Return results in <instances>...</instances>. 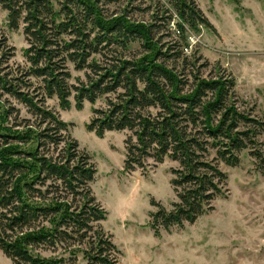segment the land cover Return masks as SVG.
I'll return each instance as SVG.
<instances>
[{
    "label": "trees",
    "instance_id": "trees-1",
    "mask_svg": "<svg viewBox=\"0 0 264 264\" xmlns=\"http://www.w3.org/2000/svg\"><path fill=\"white\" fill-rule=\"evenodd\" d=\"M101 2L0 0L8 27L22 24L27 43L25 65L12 66V49L0 38V251L12 264H73L78 245L86 264H118L120 251L101 226L106 211L90 187L96 168L48 99L64 110L71 98L78 110L103 99L86 129L100 138L130 133L126 172L144 169L149 160L177 164L170 169L171 209L151 201L156 237L161 228L192 224L213 209L225 191L221 163L234 167L251 149L264 175L257 139L264 120L239 108L231 74L205 77L201 55L185 53L189 32L214 28L195 0L165 1L167 24L174 21L177 32L166 44L156 39V22L107 15ZM9 97L33 119L21 117ZM58 250L71 255L39 254Z\"/></svg>",
    "mask_w": 264,
    "mask_h": 264
},
{
    "label": "rangeland",
    "instance_id": "rangeland-1",
    "mask_svg": "<svg viewBox=\"0 0 264 264\" xmlns=\"http://www.w3.org/2000/svg\"><path fill=\"white\" fill-rule=\"evenodd\" d=\"M93 1V0H90ZM166 0H102L107 15H127L130 21L159 24L156 39L162 44L176 38L174 21L167 24ZM197 6L214 28H202L188 33L187 56L197 51L205 64L203 76L213 77L225 70L235 79L237 105L241 110L264 120V0H195ZM129 12V13H127ZM6 11L0 6V38L12 49L9 65H25L23 50L27 47L23 25L11 30ZM164 17V19H160ZM176 17V16H175ZM73 76L83 73L75 72ZM220 71V73H219ZM20 116L32 120L26 107L9 97ZM69 124L70 136L78 141L96 168L90 187L106 211L101 222L120 251L118 264H264V175L255 158L246 149L239 154L236 166L220 164L227 174L224 195L215 198L213 209L194 223L183 227L161 228L156 237L149 225L150 212L156 207L151 201L171 209L176 196L170 185V169L177 164L169 159L162 163L147 161L144 169L124 170L125 144L128 131H110L97 137L86 129L93 107H104L103 99L94 105L84 102L78 110L71 98V107L61 109L57 99L46 101ZM264 152V131L258 135ZM84 246L78 245L73 264H86ZM71 251L51 253L40 251L44 257L64 258ZM0 264H12L0 251ZM70 264V263H64Z\"/></svg>",
    "mask_w": 264,
    "mask_h": 264
},
{
    "label": "built area",
    "instance_id": "built-area-1",
    "mask_svg": "<svg viewBox=\"0 0 264 264\" xmlns=\"http://www.w3.org/2000/svg\"><path fill=\"white\" fill-rule=\"evenodd\" d=\"M188 49L187 48H185V51H187Z\"/></svg>",
    "mask_w": 264,
    "mask_h": 264
}]
</instances>
